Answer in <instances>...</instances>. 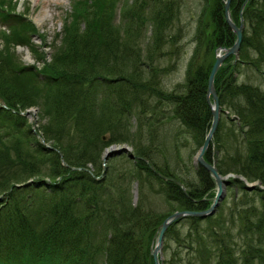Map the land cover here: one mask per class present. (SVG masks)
I'll list each match as a JSON object with an SVG mask.
<instances>
[{
    "label": "trees",
    "instance_id": "16d2710c",
    "mask_svg": "<svg viewBox=\"0 0 264 264\" xmlns=\"http://www.w3.org/2000/svg\"><path fill=\"white\" fill-rule=\"evenodd\" d=\"M243 1H230L233 20L238 22L241 10L244 28L238 59L228 57L214 77L221 112L204 157H215L222 175H243L264 186V88L237 77L244 66L264 80V0H245L240 9ZM15 4L0 0V9L13 11ZM177 5L178 0H130L116 23L112 3L76 0L52 38L51 61L37 72L11 50L20 43L38 53L26 30L33 24L3 12L13 19L8 32L0 33V97L7 106H0V260L6 254L16 259L0 264H96L99 258L104 264H153L150 252L162 219L175 209L208 207L214 181L204 167L186 161L180 147L196 151L203 141L211 116L205 95L214 51L229 46L234 34L224 21L223 0L207 2L184 81L161 88L160 72L173 64L154 62L178 54L181 29L172 31ZM146 23L151 31L140 45ZM110 81L117 85L115 95L97 89ZM167 105L179 125L173 154L151 138V127L169 117ZM32 106L41 120L36 130L66 165L17 113ZM222 114L230 119L226 129ZM129 117L138 120L134 129ZM143 124L150 128L146 142L137 137ZM121 141H129L133 154L147 161L131 158L122 171L105 163L101 174L102 150ZM171 155L188 178L170 164ZM87 164L98 178L70 169ZM155 171L178 179L185 191ZM229 179L240 196L233 191L227 213L220 204L212 215H188L167 227L164 264H264V189L249 191L237 177ZM133 181L143 195L137 203L129 193ZM147 192L161 196L169 209L147 206Z\"/></svg>",
    "mask_w": 264,
    "mask_h": 264
},
{
    "label": "rangeland",
    "instance_id": "374dc122",
    "mask_svg": "<svg viewBox=\"0 0 264 264\" xmlns=\"http://www.w3.org/2000/svg\"><path fill=\"white\" fill-rule=\"evenodd\" d=\"M10 1L16 2L15 6L10 9H14L15 13L24 15L26 19L30 18L35 22V25H36V27H34L35 29L34 28L28 29L27 27L26 30H27L28 35L30 34V41L34 44L38 53H34L33 51L29 49L27 45L20 44V43H17L16 45H14V48H12L11 50L13 51V53H15V55H17L19 63H21L22 65L33 64V69L36 72L40 71L42 66H44L45 64L51 61V55L53 53V48L50 43L52 41V38L59 30L61 31L62 26H63L64 17L70 10H72V7L76 0H37V1L35 0H10ZM105 1L108 7H110V3L113 4L114 12L116 15L115 22L119 23L121 21L120 18L123 13V6H125V4H127L130 0H105ZM207 2H210V0H207V1L205 0H178V5L175 7V14H174V19L172 23V31L181 29L180 40L178 44L175 45V47L179 46V48H177V50H179L178 54L175 55L174 53L172 55L170 54L163 55V56H160L158 59H156L154 62L159 67H165V66L169 67L171 64H173L172 68H169V70L160 72L159 78H160L161 88L170 90L178 82L184 81L188 62L191 59V55L194 52L196 29H197V26H199L198 25L199 18L200 16H202V20H203V11L206 7ZM2 10L5 13L10 14L9 11L4 10V8H2ZM2 13L3 12L0 10V33L6 34V32H8V29L10 28V22H12L13 18L11 19L10 18L11 16H6L5 13H3L4 14L3 16ZM21 19L26 21L22 17ZM149 31H151L150 26L148 23H146V25L144 26L142 30V33L141 31L139 32L140 33L139 34L140 36H138L139 44L141 43V41H143V38L145 37V32L147 33L146 36H148L150 33ZM1 43L2 41L0 38V46H1ZM175 47H174V50H175ZM128 69L130 70L131 67L129 66ZM237 77H238V81H241V80L248 81L249 80L252 83L260 84L261 87L264 88V80H263L261 73L255 71L252 68L240 66V71L237 73ZM114 83H115L114 81H110V85L101 83L100 85H97L98 86L97 89H99L100 92H103L104 90L108 91L110 89V94L115 95L116 93L115 90H116L117 85H114ZM34 108L36 111L35 120H36V126H37L38 124H40L41 120L37 116L38 108L37 107H34ZM162 108H164V106H162ZM169 111H170V107H168L167 105L165 109V112H166L165 116H169V117L164 118L159 124L155 123L153 125L154 127H151V131H152L151 138H153L154 142H157L158 145H160L161 147H162L161 143L164 142L166 145H168L167 149L169 150V152L173 154L174 149H171L172 140H173L175 133L179 129V125L176 122V120H172V117H171L172 114L169 113ZM162 115L163 114L160 113L159 118H162ZM135 117L127 118L128 122H130L129 129L131 125H132V128L134 129L135 121H138L135 119ZM221 120L225 123V129L227 126L231 124L229 117L223 114L221 115ZM27 121L30 122L29 117L27 118ZM142 126H143V129L142 128L140 129L142 136H137V137L142 138V141L146 142V140L149 139L150 128L147 131V129L145 128L147 125L143 124ZM110 135H111V132H110ZM129 141L111 143L110 145L106 146L101 152L100 162L103 163L102 154H104L106 150L108 151L109 148H117V147L125 146V147L130 148V150H132V146L130 145ZM180 150L182 151L184 155V159L192 163V157L195 153V150H193V148L188 145L181 146ZM61 157H62V160H61ZM171 157H172V161L170 162V164L174 165V167H177V171L180 173V175L184 179L188 178L189 176L185 170V167L179 164L180 163L179 159L177 157H174L173 155H171ZM59 160L62 164H64V158L62 154ZM213 160L215 162V157L213 158ZM132 162L133 160L131 158H128L126 153L114 154V155L112 154L106 160V163L110 164L115 170H118V171H122L124 169V165H130ZM86 167L90 169L91 171H93L92 165L87 164ZM228 175H232V174H228ZM233 191H236V195L240 196V191H237L235 186H231V185L229 187L227 186L224 199L223 201H220L222 204L220 209L224 213H227L228 207L231 203ZM129 193H130L132 203H137L139 199L143 196L138 187L137 181H133L132 183H130ZM146 195H148V198L146 200L144 198L145 202L147 203L146 205L151 206L155 211L163 212L169 209V205L163 200L161 196L155 195V194L151 195V194H148V192L146 193ZM181 219H180L181 221H184L183 218ZM181 227L184 228V225L181 224ZM183 252L184 250L182 251V253ZM163 254L165 255V257H168L169 250L167 249L163 251ZM7 259L15 260L16 255L6 254V256L0 260V262L5 263ZM96 264H104L103 259L99 258Z\"/></svg>",
    "mask_w": 264,
    "mask_h": 264
},
{
    "label": "water",
    "instance_id": "95a60500",
    "mask_svg": "<svg viewBox=\"0 0 264 264\" xmlns=\"http://www.w3.org/2000/svg\"><path fill=\"white\" fill-rule=\"evenodd\" d=\"M230 1L231 0H224L223 3V15H224V20L229 27V29L234 33V40L229 46H221L217 48V52H215L214 55V60L211 64L208 77H207V88H206V100L207 103L210 107V121H209V126L208 129L203 137V141L199 148L197 149L196 153L193 156V163L194 164H200L204 169L210 174L212 177L214 184H215V189L214 193L210 198V203L208 207L204 209H176L170 213H168L160 222L158 225V229L156 232V237L153 243V246L151 248V257L153 260V264H164L163 263V253H162V245H163V240H164V234L167 229V227L173 223L178 221L184 216L187 215H192V216H198V217H205L207 215H212L215 213L217 207L220 204V201L224 198V195L226 193V187L230 183V180L227 178V175H222L216 168V165L214 161H208L204 158V154L206 150L208 149L209 145L212 142L213 134L216 129L219 117H220V112H221V107L218 102V96L215 91L214 87V76L223 62V60L228 56V55H233L234 60L238 58V53H239V48L242 40V31H243V19H242V12L240 10L239 12V22L235 23L232 19L231 12H230ZM245 2V1H244ZM244 2L241 6V9L244 5ZM0 106L6 107L4 100L0 97ZM13 110V109H12ZM14 111V110H13ZM226 112V111H225ZM18 114H32V131L35 133V135L39 138L41 142H43L42 137L38 134V132L35 130L34 125H35V112L33 109H26L25 111H18ZM48 146V145H47ZM52 149H55L51 146H48ZM56 150V149H55ZM119 152H127L128 157L130 158H140L143 159L144 161H147L145 157L138 156L133 154L127 147L121 146L117 148H109L108 151L102 155V160L103 164L106 158L110 154L114 153H119ZM61 156V154H59ZM62 160V157H61ZM73 169H77L79 167H71ZM160 177H162L165 180H172L174 183H176L182 190L185 191L184 185L182 182H180L177 179H174L170 176H165L160 174L158 171H155ZM238 179H241L246 187L247 190H252L255 187L259 188H264L259 181H254V182H248L245 177L242 175H234Z\"/></svg>",
    "mask_w": 264,
    "mask_h": 264
},
{
    "label": "bare ground",
    "instance_id": "6f19581e",
    "mask_svg": "<svg viewBox=\"0 0 264 264\" xmlns=\"http://www.w3.org/2000/svg\"><path fill=\"white\" fill-rule=\"evenodd\" d=\"M35 1H37V0H35ZM215 52H217L216 50H215ZM228 57H231V59H233L234 58V56L233 55H228L224 60H223V62L221 63V65L219 66V68L224 64V62H225V60L228 58ZM218 68V69H219ZM217 69V70H218ZM217 72V71H216ZM216 74V73H215ZM153 246V245H152ZM152 248V247H151Z\"/></svg>",
    "mask_w": 264,
    "mask_h": 264
}]
</instances>
